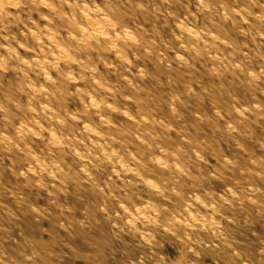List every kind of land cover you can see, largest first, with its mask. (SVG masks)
Returning a JSON list of instances; mask_svg holds the SVG:
<instances>
[{"label":"clouds","instance_id":"clouds-1","mask_svg":"<svg viewBox=\"0 0 264 264\" xmlns=\"http://www.w3.org/2000/svg\"><path fill=\"white\" fill-rule=\"evenodd\" d=\"M0 264H264V0H0Z\"/></svg>","mask_w":264,"mask_h":264}]
</instances>
